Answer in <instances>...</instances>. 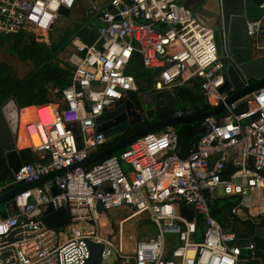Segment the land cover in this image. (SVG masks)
<instances>
[{
	"label": "built area",
	"instance_id": "1",
	"mask_svg": "<svg viewBox=\"0 0 264 264\" xmlns=\"http://www.w3.org/2000/svg\"><path fill=\"white\" fill-rule=\"evenodd\" d=\"M102 1L83 13L100 21L94 41L88 44L75 36L67 46L73 71L59 100L23 108L31 109L19 121L27 149L47 162L23 163L11 181L0 184V195L101 150L108 138L96 130L95 120L136 89L128 73L136 60L153 72L154 91L197 79L209 110L224 109L201 122L203 133L185 156L175 128L166 126L118 154L15 195L16 213L0 214V264H85L87 240L103 245L101 264L115 257L119 264H238L235 225L249 216L264 218V87L226 104L213 31L178 0ZM75 2L0 0V45L25 31L47 33L60 10H71ZM259 7L263 14L247 24V34L252 48L264 52V1ZM190 114L194 112L175 109L172 115ZM53 185L58 194H52ZM227 197L237 199L223 227L210 206ZM48 206L65 208L67 223L46 226L40 217ZM119 208L132 212L125 219L145 214L156 227L153 236L134 242L131 251L99 232L104 213ZM183 209L192 211L191 220Z\"/></svg>",
	"mask_w": 264,
	"mask_h": 264
},
{
	"label": "water",
	"instance_id": "2",
	"mask_svg": "<svg viewBox=\"0 0 264 264\" xmlns=\"http://www.w3.org/2000/svg\"><path fill=\"white\" fill-rule=\"evenodd\" d=\"M264 0H179L197 17L205 20L213 31L216 54L222 63L224 84L221 92H226V104L235 102L246 94L264 87V55L252 48L247 34V24L258 21L263 9L259 5ZM208 4L211 8H208ZM70 10L61 9L60 16H67ZM4 68L12 85L20 84L17 69L8 61H0V69ZM1 89V88H0ZM178 100L170 90L154 91L152 88H140L127 91L124 96L105 108L96 118V130L110 139L118 137L123 132L136 129L127 136L118 139L114 144L101 149L81 162L67 168L54 171L34 183L20 185L0 195V205L6 212L16 213L13 197L18 193L42 185L55 177L65 174L78 167H87L102 159L125 149L136 139L155 132L166 126H177L186 123L202 122L206 117L221 112L224 107L219 105L201 114L185 116L168 115L171 110L178 109ZM20 121V106L13 95L3 98L0 94V150L7 169L13 174L23 164L16 148ZM52 194L60 191L53 185ZM100 214L101 202L96 205ZM247 213V210L244 209ZM182 213L191 220V210L183 209ZM48 227L59 228L67 223L68 213L65 208L54 210L48 206L40 217ZM89 256L85 264H101L103 245L87 240ZM248 244L253 245L250 251ZM234 245L246 251L241 264H264V218L249 216L246 222L235 225ZM113 264H119V258H113Z\"/></svg>",
	"mask_w": 264,
	"mask_h": 264
},
{
	"label": "trees",
	"instance_id": "3",
	"mask_svg": "<svg viewBox=\"0 0 264 264\" xmlns=\"http://www.w3.org/2000/svg\"><path fill=\"white\" fill-rule=\"evenodd\" d=\"M88 31L92 33V30ZM88 31L83 30V34L78 32L76 35L84 42L90 44L94 41L92 36H90L91 39H85L84 37L85 35H89ZM72 37H65L50 46L35 41L32 34L25 32L14 35L10 40L3 39L8 45V51L10 53L16 54L20 61H30L34 65V69L17 86L12 85L6 71L0 72L1 96L6 98L9 95H13L20 105V108L31 105H43L46 103H52V99L48 96L47 89L51 86L52 89L57 90V92L54 93L55 100H59L60 91L69 85L73 70L70 65L57 59V55L66 52V48ZM140 68L142 67L136 60L135 64L128 69V73L132 74L135 79L139 76L144 77L147 83L144 86L141 84L140 88H150L153 72H139ZM140 83L141 82H138V85H140ZM174 94L179 103L178 109L184 111L190 110L195 114L205 113L210 109L199 91V80L197 79L191 81L189 84L174 88ZM30 111L31 109H27V113ZM173 112L174 110H171L168 115H172ZM173 127L178 135L180 155L185 156L191 144L203 133L201 122L186 123ZM123 136L124 135L108 139L107 143L102 146L101 149L114 144ZM22 144V141L19 142L20 146ZM19 153L23 163L40 161L37 155L27 148L20 150ZM118 153L119 152L115 154ZM45 162H47V157L42 161V163ZM12 178L13 174L7 169L3 154L0 150V184L9 182ZM230 199H235V201L230 202ZM236 199V197H227L216 199L213 203H211V215L220 223L221 226H227L226 213L230 209L231 205L236 202ZM221 202H224L225 204L223 203L224 205L221 206ZM0 214L4 217L7 213L1 209Z\"/></svg>",
	"mask_w": 264,
	"mask_h": 264
},
{
	"label": "crops",
	"instance_id": "4",
	"mask_svg": "<svg viewBox=\"0 0 264 264\" xmlns=\"http://www.w3.org/2000/svg\"><path fill=\"white\" fill-rule=\"evenodd\" d=\"M102 2H103L102 0H89V2H87V0H76L74 7L70 10L69 14L67 16L58 17L55 20L54 24L52 25L51 29L47 33H39V32H36V33L33 32L32 33V32H27V31H25V33L32 34L34 36L35 41H37L39 43H44L45 45H48V46H50L53 43H57L58 41H60L61 39L65 38V37H72V36L78 37L76 34L78 32L82 33L83 30H85V31L92 30V33L90 31H88L89 35L84 36L85 39H91L90 36H92V38L95 39L96 28L100 25V21L98 19H95V18H86L83 13L86 9H88V7H90V5L102 4ZM178 2H179V0H178ZM208 8H211L210 4H208ZM201 21L205 25H208L207 22H205V20L201 19ZM6 39L10 40L11 38H6ZM3 54H7L8 57L3 56ZM67 54H68V49L66 48V52L58 54L57 59H59L60 61L62 60L65 63H67L68 65H70L71 69L73 70V65L68 61ZM258 55H264V52H258ZM10 58L14 59L15 63L12 64L10 62ZM0 59H6L10 65L14 66L17 69V74H18V77L21 79V81L25 77H27L34 69V65L30 61H28V60L20 61L18 59V57L16 56V54L10 53L8 51V45L6 44V42H4V40L2 41V45H0ZM140 71L143 72V71H151V70H146V69L140 68L139 72ZM136 82H135V86H136L135 88L137 90H139L141 84L138 85V82L137 83ZM150 88H151V85H150ZM47 89H48V96L50 97V99H52L51 102H57L58 99L55 100V94H54L57 92V90L52 89L51 86H49ZM170 91L174 94V89H172ZM31 106H34V105H31ZM35 106H37V105H35ZM26 107H29V106H25V107L20 108V119L21 120H22V111L24 110L23 108H26ZM20 140L23 143L21 146L19 145V142H21ZM16 148L18 151L27 148L26 136L20 128L18 130V138H17V142H16ZM37 157H38V155H37ZM38 159H40V158L38 157ZM40 161L42 162L43 159H40ZM260 207L261 208L264 207L262 202L260 203ZM3 210L6 213L5 207ZM252 212L254 214L257 213V209L255 208V210H253ZM102 217H101V219H102ZM245 256H246V251L241 250L240 260H239L238 264H241V262L244 261L243 259Z\"/></svg>",
	"mask_w": 264,
	"mask_h": 264
},
{
	"label": "rangeland",
	"instance_id": "5",
	"mask_svg": "<svg viewBox=\"0 0 264 264\" xmlns=\"http://www.w3.org/2000/svg\"><path fill=\"white\" fill-rule=\"evenodd\" d=\"M87 2H89V0H87ZM3 56L8 57L7 54H3ZM10 62L13 64L15 63V60L10 58ZM135 80L137 82L142 81L140 84L143 86L147 83L146 79L141 76ZM126 132H123L119 136L126 134ZM234 201L235 199H230V202ZM223 203L224 202L220 203L221 206L225 204ZM1 209H4L3 204L0 205V210ZM131 213L132 212L127 208L114 209L105 212L99 222L100 235L103 237H112L116 242L122 243L128 251H131L134 242L146 240L147 237L149 238L150 236H153L156 232V227L151 223L150 219L145 214L125 219ZM123 219H125L124 222L120 224L119 222ZM175 244V240H173L172 246ZM113 260V258H110L102 264H113Z\"/></svg>",
	"mask_w": 264,
	"mask_h": 264
},
{
	"label": "flooded vegetation",
	"instance_id": "6",
	"mask_svg": "<svg viewBox=\"0 0 264 264\" xmlns=\"http://www.w3.org/2000/svg\"><path fill=\"white\" fill-rule=\"evenodd\" d=\"M7 61L6 59H0V61ZM5 71V69L4 68H2V69H0V72H4ZM137 130V128L135 129H131V130H128L127 132H126V134H124V136H127V135H129V134H131L132 132H134V131H136Z\"/></svg>",
	"mask_w": 264,
	"mask_h": 264
},
{
	"label": "bare ground",
	"instance_id": "7",
	"mask_svg": "<svg viewBox=\"0 0 264 264\" xmlns=\"http://www.w3.org/2000/svg\"><path fill=\"white\" fill-rule=\"evenodd\" d=\"M28 113H27V109H24L23 111H22V122H24L25 120H26V115H27Z\"/></svg>",
	"mask_w": 264,
	"mask_h": 264
}]
</instances>
